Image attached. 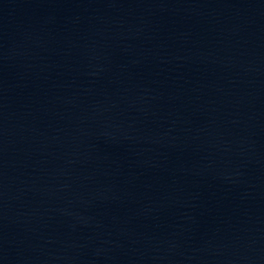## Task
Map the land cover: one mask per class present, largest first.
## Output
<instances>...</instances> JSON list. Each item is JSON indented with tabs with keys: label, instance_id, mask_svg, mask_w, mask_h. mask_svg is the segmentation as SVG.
I'll use <instances>...</instances> for the list:
<instances>
[{
	"label": "water",
	"instance_id": "water-1",
	"mask_svg": "<svg viewBox=\"0 0 264 264\" xmlns=\"http://www.w3.org/2000/svg\"><path fill=\"white\" fill-rule=\"evenodd\" d=\"M0 264H264V0H0Z\"/></svg>",
	"mask_w": 264,
	"mask_h": 264
}]
</instances>
